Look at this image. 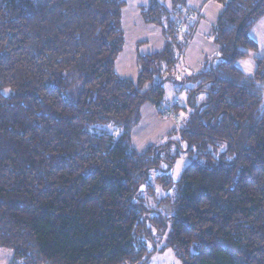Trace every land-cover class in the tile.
<instances>
[{"label":"trees","instance_id":"16d2710c","mask_svg":"<svg viewBox=\"0 0 264 264\" xmlns=\"http://www.w3.org/2000/svg\"><path fill=\"white\" fill-rule=\"evenodd\" d=\"M163 1L141 9L166 44L138 58L135 83L115 64L126 0H0V249L11 264H148L168 249L182 264H264V57L253 76L235 65L258 50L264 0H218V51L189 77L178 66L199 15ZM182 79L187 105L166 104L165 83L185 92ZM147 103L181 124L185 150L176 132L132 149ZM110 123L119 139L93 131ZM172 150L192 160L179 182ZM158 191L164 212L148 206Z\"/></svg>","mask_w":264,"mask_h":264},{"label":"rangeland","instance_id":"374dc122","mask_svg":"<svg viewBox=\"0 0 264 264\" xmlns=\"http://www.w3.org/2000/svg\"><path fill=\"white\" fill-rule=\"evenodd\" d=\"M163 1V0H162ZM188 7L197 12L198 18L194 21L198 24L196 31L191 35L186 50L182 55L178 73L183 76H191L193 73L202 70L217 53L218 48L214 43L212 36L213 30L218 21V17L223 10L221 1L206 3L207 0H186ZM127 4L123 10L122 28L125 36V45L121 54L116 60L117 73L126 79L137 82L139 74L138 58L140 56H148L161 52L165 48V38L162 30L154 25L147 24L141 14L142 8L150 6L151 0H126ZM164 2V1H163ZM166 3V2H165ZM182 87L185 92H179L177 86L172 82L165 83L166 104L175 100H181L186 105L188 85L185 80H181ZM186 84V85H185ZM167 106H165L166 109ZM163 111V110H162ZM181 124L170 116L160 115L157 108L151 103H147L141 110L140 123L131 129V147L138 153L145 152L149 147L163 145L169 141V137L174 134L173 141L181 142L183 150L186 144L180 141L179 130ZM93 131L101 135L114 136L119 139L123 133L121 127L116 123L106 125H98ZM177 145L173 144V149H177ZM177 154L176 162L172 170V176L175 182H179L184 170L192 162L189 155L185 152H175ZM153 179V177H152ZM165 193H157V199L150 198L148 206L151 209L158 208L160 212H164L158 203L163 199ZM161 245V244H160ZM148 264H182L175 251L168 249L163 253H157L153 256Z\"/></svg>","mask_w":264,"mask_h":264},{"label":"crops","instance_id":"0c3cea01","mask_svg":"<svg viewBox=\"0 0 264 264\" xmlns=\"http://www.w3.org/2000/svg\"><path fill=\"white\" fill-rule=\"evenodd\" d=\"M217 0H207L206 3ZM251 39L256 43L258 50L250 53L249 57L238 60L236 67L246 76H253L257 71V59L264 57V18L259 20L251 31ZM13 262V253L11 251L0 249V264H11Z\"/></svg>","mask_w":264,"mask_h":264},{"label":"built area","instance_id":"2783aa9c","mask_svg":"<svg viewBox=\"0 0 264 264\" xmlns=\"http://www.w3.org/2000/svg\"><path fill=\"white\" fill-rule=\"evenodd\" d=\"M165 114H166L167 116H169L170 113H169L168 111H165Z\"/></svg>","mask_w":264,"mask_h":264}]
</instances>
